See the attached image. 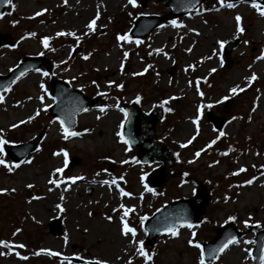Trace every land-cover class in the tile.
I'll use <instances>...</instances> for the list:
<instances>
[{
	"label": "rangeland",
	"instance_id": "374dc122",
	"mask_svg": "<svg viewBox=\"0 0 264 264\" xmlns=\"http://www.w3.org/2000/svg\"><path fill=\"white\" fill-rule=\"evenodd\" d=\"M168 1L137 0L133 7L127 0H13L6 9L0 34H9L14 43L0 47V75L9 74L29 56L50 60L54 72L44 76L41 66L40 72L24 75L0 93V137L6 139L11 130L15 143H9H26L44 132L38 150L19 167L8 156L0 157L13 165L11 172L0 165V190H6L0 191V240L11 245H0V264H79L67 261L72 258L106 264H198L200 250L189 239L202 246L213 241L230 222L229 216L236 217L233 222L242 236L212 264L252 263L254 232L248 227L264 230V59H258L264 54V16L249 2L223 0L222 6L221 0H207L188 15L166 20L140 43L117 40L118 35H128V24L140 15L168 14ZM229 3L234 7H227ZM237 15L243 32L237 31ZM93 19L95 29L89 31L86 25ZM44 37L50 38L48 48ZM236 40L237 48L226 63L222 48ZM253 75L255 80L250 79ZM53 76L106 100L104 111L91 108L78 116V136L65 139L60 123L48 113L54 103L49 97ZM233 87L243 90L233 95ZM137 96L145 111L164 108L157 137L182 154L171 169L182 175L169 177L160 190L145 180L153 167L135 162L137 149L117 135L126 120L123 103ZM209 112L226 119L221 131L208 119ZM63 152L68 154L67 166ZM57 168L64 170L56 172ZM53 179L58 185L50 183ZM248 180L252 183L246 184ZM201 185L211 192L203 223L180 227L176 236L163 235L152 248L146 247L147 234L138 222L174 197L194 198ZM121 189L131 195H122ZM125 209H133L123 222L135 229V236L122 234ZM55 218L62 221L59 235L50 232ZM139 241L150 260L139 255Z\"/></svg>",
	"mask_w": 264,
	"mask_h": 264
},
{
	"label": "water",
	"instance_id": "95a60500",
	"mask_svg": "<svg viewBox=\"0 0 264 264\" xmlns=\"http://www.w3.org/2000/svg\"><path fill=\"white\" fill-rule=\"evenodd\" d=\"M205 1L207 0H170L165 3V6L171 9L170 13L165 16H139L135 20L130 31V36L133 39L144 38L157 27L161 26L166 20L187 15ZM233 1L252 2V0ZM256 2L262 4L264 0H256ZM9 5L10 4H4L2 0H0V18L3 17ZM12 44L13 41L10 36L0 34V47L11 46ZM237 44L238 41H232L223 47V53L227 61L230 59L232 52L236 49ZM42 65L47 67L48 73L53 72L52 64L42 56L23 58L20 65L14 68L10 74L0 75V92L7 90L22 76L35 71V69H39ZM50 96L55 101L49 111L50 115L59 121L63 120L65 126L72 132H74L77 127V117L79 114L85 112V109L100 107L105 103V100L99 99L98 97L86 96L83 91L73 88L69 83L58 78H52L51 80ZM123 108L127 113L124 136L126 140L129 141V146L131 148H138L137 158L141 163L149 165L161 163V165L147 178L154 187L161 188L166 181L168 169L176 163V159L169 148L156 136V124L163 118V110L157 108L149 113H145L140 110L139 106L135 103L124 104ZM209 119L217 130H221L225 123L224 118H215L212 114H209ZM42 137L43 132L28 143L15 146L7 145L5 147V153L14 163H19L38 149ZM179 175V173L174 174V176ZM199 198L202 201L196 206L195 201ZM209 199L210 193L206 190L205 186H201L194 199L176 200L173 204L166 205L158 210L146 222L148 246L153 247L159 236L170 234V232L167 231L168 228L177 230L178 227L186 226L187 224L196 226L202 223ZM249 230L256 234L254 239L255 247L252 254L253 264H261L260 256L262 250H264V230L258 231L257 226H250ZM50 231L54 235H59L61 233L62 223L59 219H55L50 223ZM232 236H235L238 240L241 237V232L236 228L233 222H230L217 231V236L213 241L204 244L205 262H215L223 252L216 253L215 257H213L212 250L216 249ZM81 263H83V261H81ZM88 264H96V261L88 262Z\"/></svg>",
	"mask_w": 264,
	"mask_h": 264
},
{
	"label": "snow or ice",
	"instance_id": "6c2138e0",
	"mask_svg": "<svg viewBox=\"0 0 264 264\" xmlns=\"http://www.w3.org/2000/svg\"><path fill=\"white\" fill-rule=\"evenodd\" d=\"M2 2L4 4H12V0H2ZM65 2H66V0H65ZM127 3L129 5H131V6H133V7H137L138 6L137 5V0H127ZM221 3H222V6H223V0H221ZM251 6L254 9H256V11L261 16H264V7H262L261 4L257 3L256 0H252ZM13 7H14V5H13ZM227 7H234V5L231 4V3H229V4H227ZM36 15H40V13H36ZM97 17H98V14H97ZM235 20H236V24H237V31L238 32H243L244 29L240 26L241 17L239 15H237L235 17ZM171 23L174 26H179V25H177V22L175 20H173ZM95 25H96V19H93L92 21H90L86 25V27L89 29V31H93L95 29ZM28 35H34V33H29ZM57 35H65V33H58ZM68 35L75 36V33H68ZM22 39H23V37H22ZM49 39H50L49 37H44L43 40H42V43H43V45H44L45 48H48L49 47V44H48ZM131 39H132L131 36H129L127 34L118 35L117 36V40H119V41H129L130 42ZM136 43H140V41H136ZM221 46H223V42H221ZM156 51L159 52L160 49H157ZM189 51H190V49H189ZM42 54L43 53H40V55H42ZM127 56H128V53L127 52H124V57L126 58ZM87 58H88L87 56L84 57V59H87ZM258 59H264V54H262L260 57H258ZM121 67H123V65H121ZM189 67H191V66H189ZM35 71L40 72L41 70L40 69H35ZM145 71H147V69H145ZM213 71H215V69H213ZM140 74H142V73H134L133 75H140ZM42 75L48 76L49 73L47 71H45V72L42 73ZM250 79L251 80H255L256 79L255 75H253ZM93 83H95V82L93 81ZM116 87L117 88H122L123 85H119L118 84V85H116ZM40 88L41 89H44V85L43 84H40ZM44 90L46 91V89H44ZM242 90L243 89H238L237 87H233L230 91L232 92L233 95H235L238 91H242ZM197 91L199 92V88H197ZM199 94L201 96L203 95L202 92L199 93ZM3 99H4V97L2 95H0V102H2ZM39 99L41 101H43L44 97L43 96H40ZM223 99L224 100H227L228 97H224ZM136 102L137 103L140 102V97L139 96L136 97ZM219 102H221V101H217V103H219ZM164 103H167V101H165ZM210 106L211 105H209V107ZM44 110L45 111L47 110V106H45ZM166 110L171 111V109H166ZM85 111H86V109H85ZM101 111H104V109L101 108ZM38 114L39 113L37 112L36 115H38ZM28 119L31 120V119H33V117L30 116ZM24 122L25 121H20L21 124L24 123ZM193 123H196V121H193ZM60 126H61V129L63 130L64 138L65 139H67L69 136H78V135H80V133L70 131L69 128L65 126V122L63 120H60ZM11 127L12 128H15V127H17V124H13V125H11ZM117 135L120 136V138L123 141V143H125V144H128L129 143L128 140L124 139V137H123V135L121 133L118 132ZM223 135H225V133L224 132H220V136H223ZM194 138L195 137L193 136L192 139H194ZM192 139H189L187 141V143L188 144H191L192 143ZM7 143H9L7 140H5L2 137H0V157H2L4 155V145H6ZM212 143H215V141H212ZM185 146L186 145H184V144L181 145V147H185ZM59 154L60 153H54V155H59ZM224 154L226 155L227 153H224ZM195 155L198 157L200 155V152L199 151L196 152ZM63 156H64V165L67 166V164H68V154H67V152H63ZM123 162L126 163V161H123ZM0 165H4V167L7 168V170L9 172H11L12 169H13V165H10V164L6 163V161L4 159H2V158H0ZM14 166L15 167H19V164H16ZM63 170H64L63 168H57L55 171L56 172H63ZM240 171H244V169H240ZM71 179L75 180V179H79V178L78 177H73ZM121 179H123V178L121 177ZM141 179H143V177H141ZM50 183L55 184V185H58L59 182L57 180L53 179V180L50 181ZM105 183H107V182H105ZM112 183L115 184L116 181L113 180ZM245 183L246 184H251L252 183V180L245 181ZM28 187H32V185H28ZM145 188L149 192H152L153 191V189L152 188H148L147 185H145ZM0 191H6V190H0ZM121 194L122 195H125V196L131 195L130 193L124 192L122 189H121ZM56 207L58 209H60V211H63V208L59 204ZM121 207H123V205H121ZM132 210L133 209H125L124 216L121 217L122 222L124 220V217H126L128 215V213H129V211H132ZM107 218L109 220L112 219L111 217H107ZM235 219H236V217H234V216H229L228 217V220L229 221H234ZM244 225H245V227H248L249 226V222L248 221H244ZM187 227L192 228L193 225L192 224H187ZM16 231L19 232L20 229H17ZM167 231L170 232L172 236H176L178 234L177 231L174 228H168ZM129 233H131L132 236H135V229L129 227V225L126 222H123L122 234L125 235V236H127ZM14 235H15V233H14ZM195 235H196V233L193 232L192 233V236L195 237ZM138 243L140 245V247L137 249L139 255L145 256V257H147V259L150 260L151 259V256H148L147 253L145 252L144 247H143V241H139ZM188 243L190 245L194 246L195 248H197V249L200 250L198 264H205V251H204V248L202 247V245L200 243H198V242H195L194 239H189ZM238 243H239V241L237 240V238L235 236L230 237L227 241H225L224 243H222L221 245H219L216 249L212 250L213 257H215L216 253H222V252H224L228 248V246L230 244H238ZM0 245H2L5 248L11 247V245H10L9 242L2 241V240H0ZM18 247L23 248L24 245L21 244V245H18ZM41 251L48 252L49 255H59V253L50 252L49 250H43L42 249ZM3 254L4 253H0V255H3ZM24 258L26 259L27 257H24ZM65 259H67V257H65ZM260 260H261V264H264V250H262V254L260 256ZM96 264H106V262L105 261H96ZM129 264H131L130 261H129Z\"/></svg>",
	"mask_w": 264,
	"mask_h": 264
},
{
	"label": "bare ground",
	"instance_id": "6f19581e",
	"mask_svg": "<svg viewBox=\"0 0 264 264\" xmlns=\"http://www.w3.org/2000/svg\"><path fill=\"white\" fill-rule=\"evenodd\" d=\"M106 2H108V3H114V0H106ZM82 7H84V4H82ZM107 191L109 192V190H107ZM38 208H39V210H41L40 207H38ZM40 213H41V211H40ZM234 247H235V245H233L230 249H234ZM229 250L227 251L228 253H229ZM232 260L233 261H236V259H232Z\"/></svg>",
	"mask_w": 264,
	"mask_h": 264
},
{
	"label": "trees",
	"instance_id": "16d2710c",
	"mask_svg": "<svg viewBox=\"0 0 264 264\" xmlns=\"http://www.w3.org/2000/svg\"><path fill=\"white\" fill-rule=\"evenodd\" d=\"M126 24H127V23H126ZM126 24H125V25H126ZM129 27H130V25L128 24V27H127V28H129ZM93 81H94L95 83H98V80H96V79H94ZM8 135H9V134H8ZM0 237H1V233H0Z\"/></svg>",
	"mask_w": 264,
	"mask_h": 264
}]
</instances>
